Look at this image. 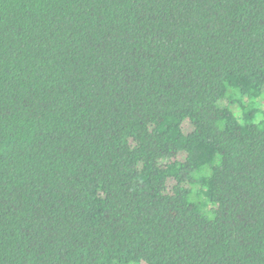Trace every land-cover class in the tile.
<instances>
[{"label":"trees","instance_id":"16d2710c","mask_svg":"<svg viewBox=\"0 0 264 264\" xmlns=\"http://www.w3.org/2000/svg\"><path fill=\"white\" fill-rule=\"evenodd\" d=\"M263 91L264 0H0V264H264Z\"/></svg>","mask_w":264,"mask_h":264},{"label":"rangeland","instance_id":"374dc122","mask_svg":"<svg viewBox=\"0 0 264 264\" xmlns=\"http://www.w3.org/2000/svg\"><path fill=\"white\" fill-rule=\"evenodd\" d=\"M218 105L221 106V107H226L227 106V101L225 99H221V100H219ZM230 108H232L233 111L238 112L237 109H236V107L232 106ZM182 129H183V131L185 133H187V132L190 131L191 126H190V124H189V122L187 120H185L182 123ZM173 184H174V180L173 179H168L167 186H168L169 189L171 188V186ZM192 198L194 200H196V201L203 202V204H204V207L203 208H204L205 211H207L208 213H211L212 212L213 206L210 203H207L204 200V196L201 193H198V190H197V187L196 186H194V188H193ZM207 215H211V214H207Z\"/></svg>","mask_w":264,"mask_h":264}]
</instances>
